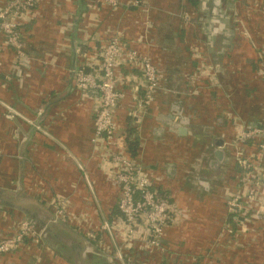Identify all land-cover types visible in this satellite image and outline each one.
I'll use <instances>...</instances> for the list:
<instances>
[{"label": "crops", "instance_id": "crops-1", "mask_svg": "<svg viewBox=\"0 0 264 264\" xmlns=\"http://www.w3.org/2000/svg\"><path fill=\"white\" fill-rule=\"evenodd\" d=\"M130 1L111 8L95 0H39L22 27L26 54L16 56L8 48L0 55V190L15 198L7 203L2 198L12 209L0 202V238L15 235L20 219L30 214L49 227L46 241H24L0 254V264H79L46 243L54 201H63L70 225L84 224L78 230L82 236L88 228L108 241L99 226L116 205L118 190L104 151L93 141L98 94L75 87L73 76L77 68L95 63L96 50L115 33L159 69L153 103L135 122L134 155L124 149L122 136L142 79L139 70L116 71L123 83L113 113L116 150L138 160L152 187L185 215L165 231L164 253L145 257L136 251L135 258L147 264H264V223L253 219L246 231H237L225 208L237 172L227 142L242 124L264 121V80L258 72L264 0L193 5L139 0L137 6ZM184 10H195V23H183ZM202 64L212 78L203 74ZM218 150L224 156L212 168Z\"/></svg>", "mask_w": 264, "mask_h": 264}, {"label": "built area", "instance_id": "built-area-1", "mask_svg": "<svg viewBox=\"0 0 264 264\" xmlns=\"http://www.w3.org/2000/svg\"><path fill=\"white\" fill-rule=\"evenodd\" d=\"M39 0H8L0 3V55L4 47H12L16 56H24L22 47V27L33 15V9ZM99 5L116 8L119 0H95ZM139 0H132L128 5L137 6ZM194 11L184 10L181 19L184 24L195 23ZM96 60L77 68L73 81L78 89H92L98 94V103L94 111V143L105 153L112 172L113 185L117 188L116 207L119 215H105L99 231L105 234L108 241L99 240L94 253L101 254L111 264H147V259L137 260L136 251L145 257L154 251L164 253L163 236L167 228L173 227L185 218L180 208L170 200L168 195L160 194L152 187L151 181L142 164L126 155L124 150L117 149L116 125L113 113L123 98L120 89L118 68L139 70L142 79L141 96L131 108L129 116L135 124L141 111H148L153 103L159 83V69L147 55L127 47L120 36L115 33L96 50ZM258 72L264 80V56L258 57ZM203 74L209 78L214 75L209 66L202 64ZM85 68L88 70L85 71ZM129 76H133L132 73ZM211 81V80H210ZM212 83V82H211ZM140 86V84H139ZM16 114V111L12 110ZM136 125V124H135ZM227 145L232 148L237 172L234 177L236 186L227 197L225 208L227 216L237 231H246V224L253 219L264 223V121L258 125L242 124ZM54 218L62 222H71L72 217L64 209L62 200L52 202ZM111 217V218H110ZM233 224L227 232L232 233ZM84 224H72L78 230ZM85 235L94 238L96 232L85 228ZM44 229H35L26 218L18 222L15 235L0 238V254L15 250L24 241L39 243ZM46 233V232H45ZM114 251L108 254V248Z\"/></svg>", "mask_w": 264, "mask_h": 264}, {"label": "trees", "instance_id": "trees-1", "mask_svg": "<svg viewBox=\"0 0 264 264\" xmlns=\"http://www.w3.org/2000/svg\"><path fill=\"white\" fill-rule=\"evenodd\" d=\"M188 1L190 2V5H193L196 2V0H188ZM87 70L88 69L85 68V71H87ZM127 120H128V127L123 131V136H122L123 137V139H122L123 140V147L130 154L134 155L136 153L137 148H138V140H137V137L135 135L136 129H135V124L132 122L133 120L130 116H128ZM162 195H164V194H162ZM3 196H4V192L0 190V202L2 204V207H5V208L8 207V208L12 209L13 207L11 205L7 206L6 204H4V202L2 201ZM41 215H44V213L43 212L40 213V216ZM107 215L108 216H112V215L118 216L119 215L116 205H114L112 211L110 213H108ZM25 218L30 221V223L32 224V226L35 229H37L38 231L42 230V227L39 224L40 218L34 217L31 214H30V216L29 215L25 216ZM227 218L230 219L228 216H227ZM48 222L51 223L52 226H56V227L60 226L62 229L64 228L68 232L72 233V235L74 237H77V239H78V241H76L75 244H71L69 242L66 243L68 245V247L72 249V252H73L71 254V257H69L66 254H64V252L61 250V248L58 245L55 244V242H57L58 239L53 240L50 238V236H51V230H50L49 231L50 232L49 238H47V243L51 245V247L54 251L59 252L62 256L64 254L65 258L68 260L73 257L72 259H75L76 262L79 264H108L109 263V262L107 263V260L103 255L94 253L95 251H92V249L90 248V246L91 247L92 246L94 247V245L96 246V242H98V240L101 239L100 235L95 233L96 235L94 238H88L86 236H82L76 227L70 225L67 222H62L61 220L54 218L52 216V214L50 216V219H48ZM80 231H81V229H80ZM42 240L46 241L43 237L41 238V241Z\"/></svg>", "mask_w": 264, "mask_h": 264}, {"label": "rangeland", "instance_id": "rangeland-1", "mask_svg": "<svg viewBox=\"0 0 264 264\" xmlns=\"http://www.w3.org/2000/svg\"><path fill=\"white\" fill-rule=\"evenodd\" d=\"M243 33H244V31H242ZM245 34V33H244ZM21 44H22V47L20 48L23 52L25 51L23 48V39L21 38ZM8 48L10 49V50H12L13 51V49H12V47H4L3 48V50H2V52H4V50H8ZM26 53L24 52V55H25ZM231 164L232 163H230V167H231ZM230 167H228V169L230 168ZM230 172V170H228V173ZM223 198V197H222ZM221 198V196H220V199H222ZM4 199H5V201H6V203L7 202H11V201H13V200H15V198H14V196H12V195H10V194H4ZM21 200H23L22 198H20ZM199 200H201V199H199ZM198 200V201H199ZM226 200H227V196H225V202H226ZM194 201H196V200H194ZM223 206V201L222 200H219V202H218V205H217V207H218V209H219V211H220V206ZM39 212V211H38ZM53 213V212H52ZM52 216L54 217L55 215L54 214H52ZM28 220V219H27ZM49 223V222H48ZM49 225H50V227H51V236H50V238L51 239H53V240H56V239H58V241L57 242H55V244L56 245H58L60 248H61V250H63V252L66 254V255H71L72 254V249L71 248H69L68 247V245L66 244V243H71V244H75V242L76 241H78V239H77V237H74L73 235H72V233H70V232H68L67 230H65L64 228L62 229L60 226L59 227H56V226H52V224L51 223H49ZM55 237V238H54ZM47 243V242H46ZM48 244V243H47Z\"/></svg>", "mask_w": 264, "mask_h": 264}, {"label": "water", "instance_id": "water-1", "mask_svg": "<svg viewBox=\"0 0 264 264\" xmlns=\"http://www.w3.org/2000/svg\"><path fill=\"white\" fill-rule=\"evenodd\" d=\"M180 121H181V122H186V120H185L184 118H181ZM176 129H178L177 132H178L179 134H183V132L185 131L184 128L179 127V126H178V128H176ZM221 143H222V142H220L218 145H221ZM223 156H224V154L222 153V151H220V150L216 151L215 159L212 160V161L210 162V166H211L212 168H215V167L217 166L219 160H222ZM41 226H42V228L44 229L45 232H48V228H49V227H48V225H47L46 223H44V224L41 225ZM45 232L43 233V236H45V234H46Z\"/></svg>", "mask_w": 264, "mask_h": 264}, {"label": "flooded vegetation", "instance_id": "flooded-vegetation-1", "mask_svg": "<svg viewBox=\"0 0 264 264\" xmlns=\"http://www.w3.org/2000/svg\"><path fill=\"white\" fill-rule=\"evenodd\" d=\"M201 164V163H200Z\"/></svg>", "mask_w": 264, "mask_h": 264}]
</instances>
